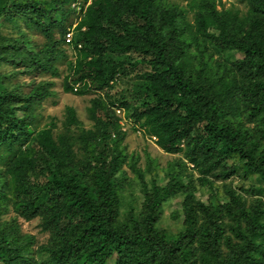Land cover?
<instances>
[{
  "label": "trees",
  "instance_id": "obj_1",
  "mask_svg": "<svg viewBox=\"0 0 264 264\" xmlns=\"http://www.w3.org/2000/svg\"><path fill=\"white\" fill-rule=\"evenodd\" d=\"M184 1L0 0V264H264V0ZM63 66L64 93L95 96L90 130L72 107L59 133L38 124ZM123 119L179 156L165 185L128 155ZM125 166L141 181L139 211L121 209ZM233 175L251 204L216 191L213 179ZM178 197L174 233L161 223ZM19 219L40 221L48 241Z\"/></svg>",
  "mask_w": 264,
  "mask_h": 264
},
{
  "label": "rangeland",
  "instance_id": "obj_2",
  "mask_svg": "<svg viewBox=\"0 0 264 264\" xmlns=\"http://www.w3.org/2000/svg\"><path fill=\"white\" fill-rule=\"evenodd\" d=\"M171 5H176L175 7L179 9H186L187 4L184 0H166ZM226 8L239 7L245 10V5L241 4L236 0H222ZM189 19H192V14L188 15ZM42 42V39H38ZM66 49V54L70 61L74 60V55L72 50L69 48ZM234 56L237 59H242L243 55L234 53ZM62 74L60 79H55V88L54 91L56 96L52 99H49L42 105H37L35 114L37 116L38 124L41 128L50 125L52 122H55L58 126V130L55 133H59L62 128V124L65 121L66 109L72 107L76 110L78 118L83 123V126L86 130H90L93 127V123L89 119L88 109L91 106V100L95 97L93 95H88L84 97L75 96L73 94H66L63 92L62 83L63 78L67 75V68L63 66L60 68ZM42 79L46 77L39 76L35 79H29L26 76H21L14 82H21L23 86H30L35 80L36 83H39ZM48 79V78H47ZM119 90L123 89V85L119 86ZM123 117V115L121 116ZM122 125L124 131L127 133L124 147H126L127 153L131 158H135L136 167L140 170L145 178V181L149 184L156 182L159 185H165L168 181V169L171 163L175 162L179 156L169 155L163 152L156 144V140L152 138H146L143 135L142 130L137 127V131L134 130L131 122H127L125 119L122 120ZM62 131V130H61ZM231 165V162H229ZM192 168V167H190ZM124 170L127 171L129 181L127 184L126 191L122 195V211L127 212L129 207L135 208L139 211L144 205L145 198L142 193V187L140 180L136 178L132 169L129 166H125ZM188 175L193 174L195 179L200 177L198 172H193L191 170L186 172ZM214 180V187L221 197L226 195V189L235 190L238 194L243 193L242 188L245 186L244 182L237 178L235 175L231 176L227 180ZM212 181V180H211ZM197 186V198L201 199L204 202H207L209 199L208 190L201 185V183L196 182ZM246 189H249L250 186ZM251 204L252 196L250 194L243 193ZM183 198L178 197L173 199L172 202L165 208L163 217H162V227L170 230L171 232H178L182 226V208L181 203ZM175 215V217H173ZM20 224L22 225V231L25 234L35 236L37 239L38 245H43L48 241L49 236L42 232L40 228V221L35 220L32 222H26L23 219H19Z\"/></svg>",
  "mask_w": 264,
  "mask_h": 264
},
{
  "label": "built area",
  "instance_id": "obj_3",
  "mask_svg": "<svg viewBox=\"0 0 264 264\" xmlns=\"http://www.w3.org/2000/svg\"><path fill=\"white\" fill-rule=\"evenodd\" d=\"M69 37H71V35L69 36ZM117 114L119 115V116H122V115H124L123 114V111H121L120 109H117ZM153 139H155V138H153ZM156 140V139H155Z\"/></svg>",
  "mask_w": 264,
  "mask_h": 264
}]
</instances>
